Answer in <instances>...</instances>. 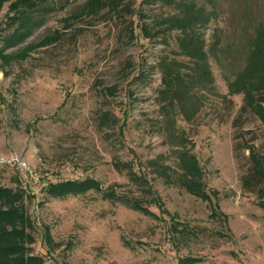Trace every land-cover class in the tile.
Returning <instances> with one entry per match:
<instances>
[{
    "label": "rangeland",
    "instance_id": "obj_1",
    "mask_svg": "<svg viewBox=\"0 0 264 264\" xmlns=\"http://www.w3.org/2000/svg\"><path fill=\"white\" fill-rule=\"evenodd\" d=\"M13 1L0 5V52L14 56L0 55V155L17 153L34 177L0 165V183L26 194L32 253L44 264H178L183 257L264 264V181L254 171L260 164L264 177V123L243 91H229L264 24V0H187L211 15L183 30L162 23L178 14V0H130V14L78 18L88 0H57L8 45ZM189 31L203 40L202 58L180 51ZM162 61L196 79L191 88L202 104L190 120L175 106L162 110ZM175 132L185 135L184 148L168 143ZM180 148L194 156L199 175L179 166ZM133 174L157 198L143 200L149 213L92 189L46 193L50 183L89 177L117 195L143 197ZM186 182L209 198L188 192ZM171 218L196 234L180 235Z\"/></svg>",
    "mask_w": 264,
    "mask_h": 264
},
{
    "label": "trees",
    "instance_id": "obj_2",
    "mask_svg": "<svg viewBox=\"0 0 264 264\" xmlns=\"http://www.w3.org/2000/svg\"><path fill=\"white\" fill-rule=\"evenodd\" d=\"M7 0H0V5ZM173 1V0H165ZM57 0H14L10 3V13L6 16V22L15 26L4 38V42L13 45L20 42L25 36L26 28H30L35 21V13H41L53 9L52 5ZM180 11L176 15L166 17L163 24L169 27L187 29L193 27L196 23H204L209 19L210 13H201L199 9L194 10V6L187 0H178L176 2ZM106 10L112 16L120 14H130L133 12L130 0H88L87 5L76 17L84 14L88 16L99 15ZM35 20V21H34ZM131 35V28H130ZM60 35H57V40ZM217 41V39H215ZM180 51L191 57H201L203 50L202 38L194 33L188 32L179 40ZM2 59L9 62L14 56H3ZM175 63L160 62L161 65V89L160 96L164 102L161 107L165 109L175 106L182 113L186 120H190L201 107L202 99L197 92L192 91L194 80L188 78L184 73L177 70ZM200 69V67H199ZM203 78L210 80V73L205 64L201 66ZM258 80V81H257ZM196 82V81H195ZM112 91V87L109 89ZM229 91L232 93L243 91L246 104L253 110L264 123V24L256 31L253 38V47L248 55L245 68L235 79L229 83ZM167 116V115H166ZM170 125L173 123L169 117H166ZM174 140L169 141L171 145L183 147L185 145V135L175 132ZM184 148V147H183ZM177 149L176 156L178 164L185 174L197 176L200 169L196 159L185 149ZM255 163V161H254ZM260 164H256L254 169L258 176V181H264L262 173L259 171ZM142 191L143 197H129L127 195H117L112 187L102 188L100 183L86 177L81 180L65 179L55 183H50L46 187V193L65 197L67 195H77L85 193L88 190L101 191L105 198L119 200L124 205L141 211L146 210L143 200L155 202L157 199L154 192L148 186L146 180L140 176L131 177ZM246 184V182H245ZM186 190L202 199H208L209 195L200 189L197 184L186 182ZM25 192L21 188H13L0 183V264H44V258L32 253L30 244L34 241L32 232L35 229L34 220L25 210L24 199ZM213 213V212H212ZM171 227L180 235L196 234V231L175 218H171ZM45 232V237L47 238ZM193 258L183 257L179 259L178 264H193Z\"/></svg>",
    "mask_w": 264,
    "mask_h": 264
},
{
    "label": "built area",
    "instance_id": "obj_3",
    "mask_svg": "<svg viewBox=\"0 0 264 264\" xmlns=\"http://www.w3.org/2000/svg\"><path fill=\"white\" fill-rule=\"evenodd\" d=\"M0 165L14 166L24 174L34 177L33 170L30 168L28 163L21 158L17 153H10L7 155H0Z\"/></svg>",
    "mask_w": 264,
    "mask_h": 264
}]
</instances>
